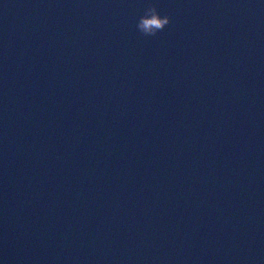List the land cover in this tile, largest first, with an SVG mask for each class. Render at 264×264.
<instances>
[{
    "label": "water",
    "instance_id": "obj_1",
    "mask_svg": "<svg viewBox=\"0 0 264 264\" xmlns=\"http://www.w3.org/2000/svg\"><path fill=\"white\" fill-rule=\"evenodd\" d=\"M0 264H264V0H0Z\"/></svg>",
    "mask_w": 264,
    "mask_h": 264
},
{
    "label": "clouds",
    "instance_id": "obj_2",
    "mask_svg": "<svg viewBox=\"0 0 264 264\" xmlns=\"http://www.w3.org/2000/svg\"><path fill=\"white\" fill-rule=\"evenodd\" d=\"M169 23L168 15H161L154 4H149L137 20L136 28L144 36H155Z\"/></svg>",
    "mask_w": 264,
    "mask_h": 264
}]
</instances>
